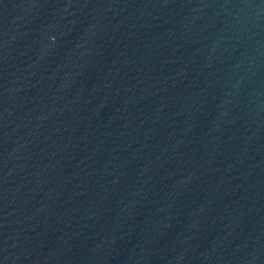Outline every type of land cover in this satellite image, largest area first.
<instances>
[{
	"label": "water",
	"instance_id": "1",
	"mask_svg": "<svg viewBox=\"0 0 264 264\" xmlns=\"http://www.w3.org/2000/svg\"><path fill=\"white\" fill-rule=\"evenodd\" d=\"M0 264H264V0H0Z\"/></svg>",
	"mask_w": 264,
	"mask_h": 264
}]
</instances>
